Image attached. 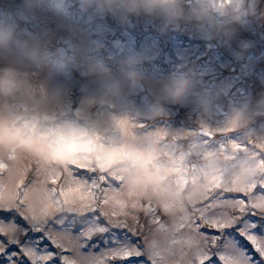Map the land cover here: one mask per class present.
Here are the masks:
<instances>
[{"label":"clouds","instance_id":"obj_1","mask_svg":"<svg viewBox=\"0 0 264 264\" xmlns=\"http://www.w3.org/2000/svg\"><path fill=\"white\" fill-rule=\"evenodd\" d=\"M37 10L50 11L68 22L74 16L89 22L110 18L124 28L142 20L161 35L184 30L202 41L226 42L237 26L264 19V0H22L15 13L0 12V159L16 162L30 156L58 165L68 156L86 157L115 171L128 187L147 184L160 196L173 198L177 208L195 195L193 173L200 183L220 174L237 185L260 174L256 157L245 153L233 157L226 146L197 155L203 140L196 133L163 152L154 142L123 137L117 121L125 118L114 120L116 131L91 120L75 126L58 121L35 81L41 73L70 76L76 72L92 78L97 95L91 102L108 108L132 106L147 120L161 115L166 106L176 105L191 106L203 120L213 114V101L179 67L148 82L138 54L123 56L113 68L95 49L70 41L53 45L22 29L19 21L33 19ZM130 93H142L139 104ZM259 103L264 106V100ZM250 119L244 108H235L224 127L231 132L243 130ZM157 238L162 240L163 234Z\"/></svg>","mask_w":264,"mask_h":264},{"label":"snow or ice","instance_id":"obj_2","mask_svg":"<svg viewBox=\"0 0 264 264\" xmlns=\"http://www.w3.org/2000/svg\"><path fill=\"white\" fill-rule=\"evenodd\" d=\"M137 128L143 125L117 121L123 137L154 142L163 152L189 135H137ZM230 132L202 126L199 135ZM210 140H203L197 155L208 150ZM221 146L233 157H256L260 174L237 185L220 174L200 183L193 173L195 195L179 208L147 184L128 187L115 171L86 157L68 156L58 165L30 156L0 159V173H5L0 177V264H264V192L253 194L257 185L264 190V135ZM33 163L37 179L25 184ZM234 193L247 199L226 195ZM140 210L154 226L147 234ZM161 210L168 221L161 220Z\"/></svg>","mask_w":264,"mask_h":264},{"label":"rangeland","instance_id":"obj_3","mask_svg":"<svg viewBox=\"0 0 264 264\" xmlns=\"http://www.w3.org/2000/svg\"><path fill=\"white\" fill-rule=\"evenodd\" d=\"M21 6L22 0H0V12L15 13ZM19 23L22 29L41 35L53 45L70 41L85 49H95L113 68L123 56L138 54L148 82L179 67L192 76L196 89L207 93L213 104L217 103L224 112L218 114L213 107V114L202 120L191 106H166L161 115L147 120L138 116L132 106L108 108L91 102L97 95V85L92 78L81 77L76 72L70 76L41 73L35 81L43 89L42 100L60 122L75 126L91 120L102 128L116 131L114 120L125 118L135 125H143V128L134 129L137 135L164 131L170 136L182 137L185 133H196L197 127H224L233 109L244 108L251 117L246 129L230 132L227 136L215 133L213 138H200L211 139L208 148L215 149L228 141L243 143L249 134L264 135V106L259 103L264 100V19L257 18L245 26H237L226 42L223 39L202 41L184 30L161 35L142 20L132 28L121 27L110 18L89 22L74 16L68 22L47 10H37L33 19ZM129 95L139 104L142 93ZM23 163L26 161L21 166ZM3 176L5 173H0V177ZM35 179L33 163L24 174V181L29 184ZM114 183L119 185V182ZM262 192L259 185L253 189V194ZM226 195L247 199L242 193ZM158 215L162 221L170 219L162 210ZM137 216L147 234L154 226L148 224L149 218L142 210Z\"/></svg>","mask_w":264,"mask_h":264},{"label":"water","instance_id":"obj_4","mask_svg":"<svg viewBox=\"0 0 264 264\" xmlns=\"http://www.w3.org/2000/svg\"><path fill=\"white\" fill-rule=\"evenodd\" d=\"M216 109H217L220 113H223V111H222L220 108H218L217 106H216Z\"/></svg>","mask_w":264,"mask_h":264}]
</instances>
